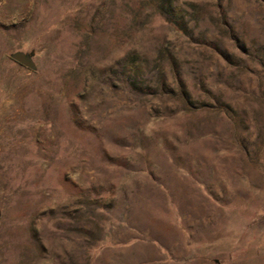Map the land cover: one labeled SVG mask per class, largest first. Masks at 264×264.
Listing matches in <instances>:
<instances>
[{
	"label": "rangeland",
	"instance_id": "rangeland-1",
	"mask_svg": "<svg viewBox=\"0 0 264 264\" xmlns=\"http://www.w3.org/2000/svg\"><path fill=\"white\" fill-rule=\"evenodd\" d=\"M0 264H264V0H0Z\"/></svg>",
	"mask_w": 264,
	"mask_h": 264
},
{
	"label": "trees",
	"instance_id": "trees-1",
	"mask_svg": "<svg viewBox=\"0 0 264 264\" xmlns=\"http://www.w3.org/2000/svg\"><path fill=\"white\" fill-rule=\"evenodd\" d=\"M214 14L215 27L219 36L225 37L229 42H233V49L242 48L239 45V39L235 27L229 20L228 9L225 8L220 2L206 7L195 8L193 13L189 14L190 18L198 20V18H204ZM184 12L181 7L177 4H169V17H165L164 20L169 24L172 31L175 32L177 38L183 37L187 41H194L193 30L188 27V21L184 19ZM170 42V41H169ZM198 47L207 49L212 53L218 54L219 56H224L226 50L222 49L215 42H207L205 37L202 36L201 39L195 41Z\"/></svg>",
	"mask_w": 264,
	"mask_h": 264
},
{
	"label": "water",
	"instance_id": "water-1",
	"mask_svg": "<svg viewBox=\"0 0 264 264\" xmlns=\"http://www.w3.org/2000/svg\"><path fill=\"white\" fill-rule=\"evenodd\" d=\"M11 59L16 63H18V64H20L26 68H29L30 70L35 69V64L31 58V56L28 54H25L23 52H16V53L11 55Z\"/></svg>",
	"mask_w": 264,
	"mask_h": 264
}]
</instances>
